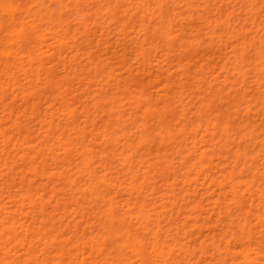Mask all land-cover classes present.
<instances>
[{"label": "bare ground", "instance_id": "6f19581e", "mask_svg": "<svg viewBox=\"0 0 264 264\" xmlns=\"http://www.w3.org/2000/svg\"><path fill=\"white\" fill-rule=\"evenodd\" d=\"M0 264H264V0H0Z\"/></svg>", "mask_w": 264, "mask_h": 264}]
</instances>
